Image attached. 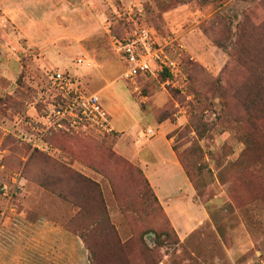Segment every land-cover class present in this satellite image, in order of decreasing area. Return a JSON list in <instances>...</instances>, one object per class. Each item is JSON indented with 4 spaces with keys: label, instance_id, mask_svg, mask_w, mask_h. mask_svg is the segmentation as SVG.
Returning <instances> with one entry per match:
<instances>
[{
    "label": "rangeland",
    "instance_id": "374dc122",
    "mask_svg": "<svg viewBox=\"0 0 264 264\" xmlns=\"http://www.w3.org/2000/svg\"><path fill=\"white\" fill-rule=\"evenodd\" d=\"M57 1L59 11L48 9L49 0H0V240L19 237L24 222L45 215L89 242L104 238L88 236L92 228L148 229L125 240L151 250L157 264H264V0H77L75 32L69 0ZM184 5L191 12L180 19ZM49 17L53 30L44 23ZM24 30L45 32L46 43L30 42ZM143 30L171 41L176 76L122 78L116 44ZM79 55L91 65L77 64ZM53 70L84 91L103 89L104 103L111 98L121 109L112 113L116 128L140 118V129H46L43 101L55 93ZM148 127L166 135L209 211L184 239L138 166L114 150L123 135L129 143L148 139ZM82 166L110 182L113 220L100 182ZM73 171L97 182L102 203L98 187L77 183Z\"/></svg>",
    "mask_w": 264,
    "mask_h": 264
},
{
    "label": "crops",
    "instance_id": "0c3cea01",
    "mask_svg": "<svg viewBox=\"0 0 264 264\" xmlns=\"http://www.w3.org/2000/svg\"><path fill=\"white\" fill-rule=\"evenodd\" d=\"M75 1L77 0H69L68 4H66V9L70 10V13L67 15L72 27L71 32L77 30L79 12ZM49 4L54 5V8L48 9H54L53 11L60 10V7L56 6L58 4L57 0H49ZM178 8H183L180 11V13L183 12L180 14V19L191 12L185 5ZM165 19L169 21L170 17L168 16ZM44 21L45 25L53 30L55 19L49 17L48 19L44 18ZM32 22L40 24L41 17L39 20H32ZM38 27L39 25H36V28ZM24 32L30 35V42L38 44L46 43L44 39L45 32L31 31V33H28L26 30ZM102 90L97 92L100 93ZM108 101L109 104H105L104 101L103 103L109 111L112 121V113L119 112L121 109L111 98H108ZM140 120L139 118L132 128L125 130L116 128L113 121L112 125L114 131L116 129L118 131L132 132L135 129H140ZM152 129L154 130V128ZM158 133L160 136H156ZM123 136L114 141V150L138 166L146 178L150 192H152L158 201L178 237L184 239L195 228L206 223L210 219L209 211L196 197L194 186L178 160L166 135L162 131L156 132L154 130V134L150 138L147 137L148 139L139 140L135 143H129L130 140ZM82 167L84 168V170L82 169L84 173L91 175L100 182L110 218L113 220L115 214L108 203V197L110 195L112 198L115 197L110 182L105 177L94 174L88 167ZM106 191L108 196L105 194ZM54 219L56 221H53L50 217L41 215L33 225H25L24 222L23 226L25 227H22L23 232L19 237H7V240L4 242L0 240V264H91L87 256V250H85L80 237L63 227L59 222L61 219ZM116 230L121 240H125L134 232L129 227L116 226ZM3 251L6 252V259H3Z\"/></svg>",
    "mask_w": 264,
    "mask_h": 264
},
{
    "label": "built area",
    "instance_id": "2783aa9c",
    "mask_svg": "<svg viewBox=\"0 0 264 264\" xmlns=\"http://www.w3.org/2000/svg\"><path fill=\"white\" fill-rule=\"evenodd\" d=\"M170 43L171 41H159L148 30L119 40L116 44L117 52L125 62L122 78L133 83L141 75L157 76L167 72L176 76L179 64L169 54ZM76 63L86 67L91 65L89 58L84 55L77 56ZM50 77L55 93L51 101H43L46 102L42 116L47 124L46 129H61L70 133L114 132L110 113L98 92L80 89L68 73L60 70H53ZM142 134L144 137H151L154 130L146 128Z\"/></svg>",
    "mask_w": 264,
    "mask_h": 264
},
{
    "label": "trees",
    "instance_id": "16d2710c",
    "mask_svg": "<svg viewBox=\"0 0 264 264\" xmlns=\"http://www.w3.org/2000/svg\"><path fill=\"white\" fill-rule=\"evenodd\" d=\"M72 175L76 176L75 178L77 180V183L85 182V183H88L87 186H91V187L93 186V188L98 187V200L101 201V203L103 202L102 194H101V191L99 190V186L97 182L93 181L92 179L86 176H83L82 174L78 172L73 171ZM146 185L148 187L149 194L153 197L154 201L161 208V206L159 205L158 201L156 200L152 192H150L147 181H146ZM163 215L167 219L164 212H163ZM67 229L71 230L72 232L76 233L78 236L82 238V241L87 248L90 262L92 264H157L158 263V260L156 258L154 259L152 258V251L147 248L140 247L139 245H137V242L134 239L121 240V238L119 237L117 233L116 228L113 226L108 227V228H103V229H93V228L89 229L88 236L91 235L93 237H97V236L104 237L102 239H94L92 242L85 240V237H87L86 233L82 235V234H79L74 229H71L68 227ZM132 230L136 232L135 229L132 228ZM146 231H148V229L140 230L138 231V233L133 232L132 236L137 235V234L143 235V233Z\"/></svg>",
    "mask_w": 264,
    "mask_h": 264
}]
</instances>
